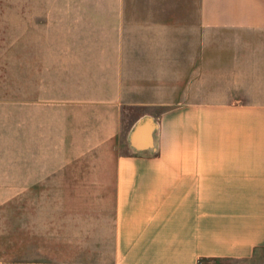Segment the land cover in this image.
<instances>
[{
    "label": "crops",
    "instance_id": "crops-1",
    "mask_svg": "<svg viewBox=\"0 0 264 264\" xmlns=\"http://www.w3.org/2000/svg\"><path fill=\"white\" fill-rule=\"evenodd\" d=\"M54 26L57 200L98 204L105 264H264V0L58 2ZM36 159L0 115V219Z\"/></svg>",
    "mask_w": 264,
    "mask_h": 264
},
{
    "label": "rangeland",
    "instance_id": "rangeland-1",
    "mask_svg": "<svg viewBox=\"0 0 264 264\" xmlns=\"http://www.w3.org/2000/svg\"><path fill=\"white\" fill-rule=\"evenodd\" d=\"M81 1L96 0H0V115L11 131L12 165L35 155L42 166L37 185L11 186L10 217L0 219V264H105L109 256L96 240L95 218L84 217L98 204L58 201L67 187L54 184V34L67 32L54 26V3ZM142 108L124 105L121 133ZM111 145L123 147L117 137ZM75 160L111 157L92 149Z\"/></svg>",
    "mask_w": 264,
    "mask_h": 264
}]
</instances>
